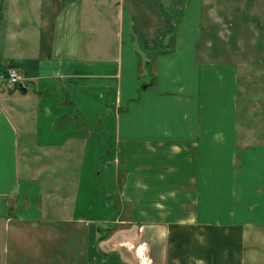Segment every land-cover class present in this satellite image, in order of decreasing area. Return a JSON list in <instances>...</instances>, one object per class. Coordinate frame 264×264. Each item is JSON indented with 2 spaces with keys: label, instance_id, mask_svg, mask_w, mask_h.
I'll return each instance as SVG.
<instances>
[{
  "label": "crops",
  "instance_id": "crops-1",
  "mask_svg": "<svg viewBox=\"0 0 264 264\" xmlns=\"http://www.w3.org/2000/svg\"><path fill=\"white\" fill-rule=\"evenodd\" d=\"M201 1L0 0L1 221L68 224L88 264H264V130Z\"/></svg>",
  "mask_w": 264,
  "mask_h": 264
},
{
  "label": "rangeland",
  "instance_id": "rangeland-1",
  "mask_svg": "<svg viewBox=\"0 0 264 264\" xmlns=\"http://www.w3.org/2000/svg\"><path fill=\"white\" fill-rule=\"evenodd\" d=\"M203 2L198 46L239 63L241 127L264 130V0ZM189 4L184 0V21ZM0 91H10L2 81ZM15 210L9 223L0 220V264H88L82 249L69 247L68 224L26 222Z\"/></svg>",
  "mask_w": 264,
  "mask_h": 264
},
{
  "label": "built area",
  "instance_id": "built-area-1",
  "mask_svg": "<svg viewBox=\"0 0 264 264\" xmlns=\"http://www.w3.org/2000/svg\"><path fill=\"white\" fill-rule=\"evenodd\" d=\"M0 79L9 90L18 89L24 81V75L18 68L10 66L0 73Z\"/></svg>",
  "mask_w": 264,
  "mask_h": 264
},
{
  "label": "trees",
  "instance_id": "trees-1",
  "mask_svg": "<svg viewBox=\"0 0 264 264\" xmlns=\"http://www.w3.org/2000/svg\"><path fill=\"white\" fill-rule=\"evenodd\" d=\"M4 70V69H3Z\"/></svg>",
  "mask_w": 264,
  "mask_h": 264
},
{
  "label": "water",
  "instance_id": "water-1",
  "mask_svg": "<svg viewBox=\"0 0 264 264\" xmlns=\"http://www.w3.org/2000/svg\"><path fill=\"white\" fill-rule=\"evenodd\" d=\"M21 87V86H20Z\"/></svg>",
  "mask_w": 264,
  "mask_h": 264
}]
</instances>
